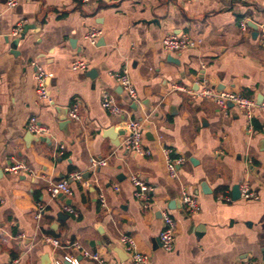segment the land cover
I'll return each instance as SVG.
<instances>
[{"label": "crops", "instance_id": "crops-1", "mask_svg": "<svg viewBox=\"0 0 264 264\" xmlns=\"http://www.w3.org/2000/svg\"><path fill=\"white\" fill-rule=\"evenodd\" d=\"M6 2L0 0V264H93L74 244L110 264H132L121 235L134 239L147 264H264V112H254L249 131L233 106L223 111L188 93L208 87L264 101V0H17L12 8ZM90 28L101 31L94 46L84 40ZM169 34L197 46L166 54L160 42ZM78 59L86 69L72 71ZM33 64L47 74L53 106L36 101ZM124 67L135 101L110 77ZM103 92L124 114L102 109ZM74 104L77 120L68 115ZM32 117L47 136L27 132ZM127 119L142 123L149 156L121 148ZM164 148L185 159L176 180L168 176ZM101 160L105 166L92 167ZM15 161L32 173H6ZM72 173L82 177L71 182L72 196L50 198L48 182ZM130 176L152 188L144 201L134 197ZM243 183L258 200L232 199ZM182 188L198 201L197 213L182 208ZM37 203L44 207L38 221ZM162 211L175 222L170 253L158 240Z\"/></svg>", "mask_w": 264, "mask_h": 264}, {"label": "built area", "instance_id": "built-area-1", "mask_svg": "<svg viewBox=\"0 0 264 264\" xmlns=\"http://www.w3.org/2000/svg\"><path fill=\"white\" fill-rule=\"evenodd\" d=\"M78 3L87 4L90 0H73ZM245 1V0H238ZM17 0H7L6 4L9 8H12L16 5ZM262 30L259 35V44L264 48V19L262 22ZM241 28H245L244 22L241 24ZM20 31V28L17 27L12 31V35L16 36ZM101 36V31L95 28H90L84 35V40L91 46H94ZM161 48L166 54L179 53L185 50L194 49L197 46V42L188 38L185 35H165L161 38ZM35 69V83H36V101L38 104H45L48 106H53L52 99L50 98L47 88L46 80L47 74L44 69L39 65L33 64ZM72 71H82L86 69V63L83 60H76L71 64ZM110 77L115 81L117 86L121 89L122 92L126 94L130 101H135L137 98L136 91L133 87V84L130 80V77L127 72V68H122L119 72L110 74ZM176 89L184 91L182 88L177 87ZM192 95L193 98H201L204 100L212 101L214 104L219 106L221 110L225 111L227 104L231 103L234 108L242 112L243 116L246 119L248 130L251 129V120L253 114L256 110L264 112V101L258 104L254 99L244 98L234 93L229 92H214L208 87H204L202 90L197 92H188ZM100 105L102 109L108 112L111 115L124 114V110L116 103L114 97L107 93L103 92L101 94ZM69 118L72 120L78 119V105L74 104L70 109ZM27 132L33 136L41 137L47 136L49 131L45 126H42L35 117L29 119L27 123ZM124 130L126 136L121 143V148L127 152H130L137 156H149L151 154L150 150L144 148L142 145L143 141V125L137 120L127 119L124 123ZM63 146L59 147V151L63 150ZM164 157L166 159V170L168 176L172 180L177 179L178 168L185 163L183 157H172L171 151L164 148L162 150ZM106 160H101L98 162H92V167L96 168L99 166H105ZM4 171L10 175H18L19 173L31 174L32 171L26 164L22 161H15L12 164L5 167ZM82 177L79 173H72L68 178L57 181V182H48L47 192L50 198H56L58 196L71 197L73 192L71 189V182H81ZM129 181L134 188V197L139 201H144L147 194L152 191V188L148 186L143 180L137 176H130ZM239 196L243 200H258V195L252 191L247 183H243L239 186ZM182 208L189 214H195L200 210L198 201L189 194L184 188L181 189L180 193ZM219 199L230 201L229 197L220 195ZM99 202L101 208H106L105 198L102 194L99 195ZM65 211L69 214L77 216L72 209L69 207H64ZM44 212V207L37 203L34 208V218L38 221L41 219ZM161 220L163 223V228L159 233L158 240L160 248L166 252H172L175 243V222L167 211L161 212ZM43 242L46 244L52 245L54 248H58L59 244L56 240L49 238L47 236L43 237ZM119 243L121 244L123 251L128 256L132 264H147L149 262V257L139 253L136 247L134 239L127 235H121L119 238ZM73 247L80 252V255L83 258L93 262V264H110L108 260L102 257L98 253H92L78 244H74ZM8 264H17L16 261L10 262ZM58 264V263H55ZM245 264H255L253 262H248Z\"/></svg>", "mask_w": 264, "mask_h": 264}, {"label": "water", "instance_id": "water-1", "mask_svg": "<svg viewBox=\"0 0 264 264\" xmlns=\"http://www.w3.org/2000/svg\"><path fill=\"white\" fill-rule=\"evenodd\" d=\"M169 61L173 62L172 59H169ZM227 106L228 107H232L233 105L231 103H228ZM191 162H192V160H191ZM238 198H239V189H238V186H234L233 189H232V199L236 200ZM116 253L119 254V252L117 250H116Z\"/></svg>", "mask_w": 264, "mask_h": 264}]
</instances>
